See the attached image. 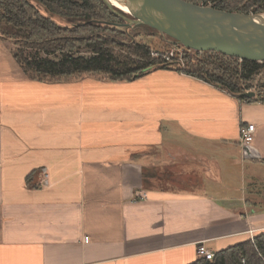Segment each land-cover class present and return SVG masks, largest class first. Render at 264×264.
<instances>
[{
  "label": "crops",
  "instance_id": "1",
  "mask_svg": "<svg viewBox=\"0 0 264 264\" xmlns=\"http://www.w3.org/2000/svg\"><path fill=\"white\" fill-rule=\"evenodd\" d=\"M11 49L0 37V264H190L264 231L263 102L170 69L33 80Z\"/></svg>",
  "mask_w": 264,
  "mask_h": 264
},
{
  "label": "trees",
  "instance_id": "2",
  "mask_svg": "<svg viewBox=\"0 0 264 264\" xmlns=\"http://www.w3.org/2000/svg\"><path fill=\"white\" fill-rule=\"evenodd\" d=\"M186 1L231 12L264 13V0ZM114 10L132 17L105 0H0V37L12 43L13 57L33 80L99 76L133 81L154 70L170 69L213 84L239 99L264 103V96L256 99V95H248L249 82L263 70L264 62L183 46L182 60L153 57L149 45L126 41L130 27ZM136 28L154 30L147 25ZM190 264H264V231L253 240L215 252L212 260L199 258Z\"/></svg>",
  "mask_w": 264,
  "mask_h": 264
},
{
  "label": "water",
  "instance_id": "3",
  "mask_svg": "<svg viewBox=\"0 0 264 264\" xmlns=\"http://www.w3.org/2000/svg\"><path fill=\"white\" fill-rule=\"evenodd\" d=\"M117 1L131 12L129 18L114 10L129 27L147 25L175 44L198 52L217 51L241 60L264 61V13L231 12L186 0ZM248 157L255 155L249 153Z\"/></svg>",
  "mask_w": 264,
  "mask_h": 264
},
{
  "label": "rangeland",
  "instance_id": "4",
  "mask_svg": "<svg viewBox=\"0 0 264 264\" xmlns=\"http://www.w3.org/2000/svg\"><path fill=\"white\" fill-rule=\"evenodd\" d=\"M56 21L60 23L59 19H56ZM127 31H130L128 32L129 36L126 37V41H128V43L132 39V41L149 45L151 47V51L159 52L164 55H169L170 59L176 58L178 60H182L184 53L183 47L181 45L175 44L173 40H171V38H169L168 36L159 34L155 29L154 30H148L146 28L134 29V27H130L129 29H127ZM116 50L123 51L118 47L116 48ZM65 81H71V80H65ZM249 85H251L249 91L254 93V95H256L254 96L256 99H261V97L264 96V68L258 75H256L252 79V81L249 82ZM252 187L254 189H258L256 193H259V195H261L262 198L264 199V183H260V185L258 184L252 185Z\"/></svg>",
  "mask_w": 264,
  "mask_h": 264
},
{
  "label": "built area",
  "instance_id": "5",
  "mask_svg": "<svg viewBox=\"0 0 264 264\" xmlns=\"http://www.w3.org/2000/svg\"><path fill=\"white\" fill-rule=\"evenodd\" d=\"M152 56L153 57H158V56H163L165 59L170 60L169 55H164L159 52L152 51ZM254 136H255V125L248 123L244 124L240 127V142L243 147V154L245 156H248L249 153L251 152V145L254 141ZM43 180L46 181L47 179V173H42ZM197 254L200 258L206 259V260H212L214 258L215 252L209 248H207L204 244H200L197 249Z\"/></svg>",
  "mask_w": 264,
  "mask_h": 264
},
{
  "label": "bare ground",
  "instance_id": "6",
  "mask_svg": "<svg viewBox=\"0 0 264 264\" xmlns=\"http://www.w3.org/2000/svg\"><path fill=\"white\" fill-rule=\"evenodd\" d=\"M110 1L115 7L119 8L120 10L122 9L124 12H126L128 14H131V12L128 10V8L125 5L121 4L119 1H117V0H110Z\"/></svg>",
  "mask_w": 264,
  "mask_h": 264
}]
</instances>
